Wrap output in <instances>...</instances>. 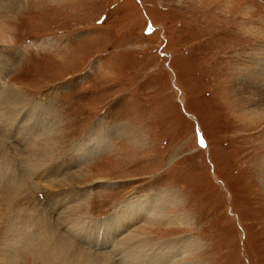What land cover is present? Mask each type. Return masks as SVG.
Returning a JSON list of instances; mask_svg holds the SVG:
<instances>
[{"label": "rangeland", "instance_id": "rangeland-1", "mask_svg": "<svg viewBox=\"0 0 264 264\" xmlns=\"http://www.w3.org/2000/svg\"><path fill=\"white\" fill-rule=\"evenodd\" d=\"M1 3L9 8H0V120L18 113L26 133L40 135V121L56 123L47 128L50 164L38 167L0 121V139L21 151L10 167L0 162V259L43 264L32 254L36 232L23 236L20 227L35 204H12L7 187L25 178L49 215L59 192L87 197L88 217L73 216V235L57 228L93 255L110 245L84 238L97 231L91 222L147 198L163 221L145 225V238L164 241L165 253L133 264H264V108L244 89L247 74L264 66V0ZM67 176L74 181L65 191L45 184Z\"/></svg>", "mask_w": 264, "mask_h": 264}, {"label": "bare ground", "instance_id": "bare-ground-1", "mask_svg": "<svg viewBox=\"0 0 264 264\" xmlns=\"http://www.w3.org/2000/svg\"><path fill=\"white\" fill-rule=\"evenodd\" d=\"M2 1H11L12 2V0H0V6H1L0 8H4V9H5V7H6V9L9 7L6 5L4 6L3 3H1ZM262 64H259L253 72H250L247 74L246 84L244 85V89L246 88L245 92H249V93H252L253 95H257V96L261 97L257 101H256V99L254 101L252 100L253 101L252 104H255L256 108H258V106H260V105L262 108H264V66H261ZM10 104H11V102H10ZM6 107H7V104H6ZM15 110H17V109H15ZM19 116H20V114L16 113L14 117L11 116V121H9V122L7 120H6L7 122H5V121L2 122L3 120H0L2 122L1 127L5 128L6 124H11V127L8 130V132L10 133L9 137L11 136V138H17L19 143L24 145L23 146L24 151H22V152H25V154L28 156L29 162L31 161L34 164H36L37 166L38 165L43 166V163H46V161H48V164H50L49 162L51 160H49L50 157L48 156V154L50 153L51 150H50V146L47 144V141H49L47 139L48 134H49L47 132V128L50 129L51 128L50 126L55 125L56 122L47 121V123L44 125L43 122L40 121L41 125L43 127L42 131L45 135H40V134H38L39 132L36 134V132H32V131L29 133H26V129H25L24 125L27 124L28 118H26L25 116H22V118H19ZM29 117H32V116L29 115ZM16 125H18V126H16ZM2 128H0V129H2ZM31 129L36 130L38 128H31ZM6 133H7V130H6ZM2 139H0V162L6 163V168H7L8 166L9 167L11 166V163L12 164L14 163V161L17 159L18 153H21V151L19 149L18 143H17L18 147H16L17 144L15 146L14 144H12V142H10V141L6 142V140H4V139L2 140ZM99 143H101V142L99 141L97 144L92 145V147L95 150L98 149ZM3 147L7 148V150H9V151L4 149ZM89 149L90 148H88V146H87L84 148V150H86L85 152L82 150L81 152H79V154H76V155L77 156L80 155V157H83L84 154L87 153V151L89 152ZM66 156L72 157L70 154L66 155ZM66 156H65V158H61V159H63L62 161H64V162L66 161V158H67ZM6 157H7V159H6ZM19 159H21V158H19ZM16 162L17 161H15V163ZM48 164H46V165H48ZM0 173L2 174L1 171H0ZM73 181H74V179H72V178L69 179V176H67V177L61 178L58 181L50 180L48 182H45V184L46 185L50 184L53 186L56 185L58 187H61V186L66 187V185L72 186ZM95 181L96 182H94V186L95 185L96 186L101 185V187H102V186L107 184L106 180L96 179ZM18 182L19 183H14V184L10 183L9 186L7 185L9 192L12 194V200H11L12 204H13V202H16V200H18V199H19V201L20 200H26V201H23V203H27V201L28 202L31 201L32 204L33 203L35 204L34 206H35L36 213L32 214L28 210L29 211V213H27L28 217L27 216L24 217V218H26V220L21 221L23 223L20 226L21 229L24 231L23 236H27V235L31 236L33 232H36L35 234H33V235H35L34 236V240H35L34 242L36 243V248L32 249L33 250L32 254H33V257L35 260L42 261L43 264H53V262H56V263L60 262L61 264H83L84 261H88V259L85 257V255H88L91 257L96 256V255H93L91 252L89 253L87 251H84L82 249V247H79L71 239L72 236L69 239L66 236L64 237V233H62L64 231L66 233H70V234H68V236L73 235V233H71V232L73 230L72 228L75 226H74V224H72V222H74V221H72L71 219L73 218L74 215H76L77 218L81 217L78 219H82V220L84 218L88 217V216H86V213H85L86 212L85 211L86 210V201H87L86 196H82L81 198H76L73 200V197L71 198L69 193L64 192V194H63V192L62 193L59 192V194H57L54 198H52V202H51V204H49L53 210V212H52L53 215H49L48 213H50V212H48L49 210H47L48 205L46 207L42 206L40 204L41 202H39V200H40V199H38L39 197L37 198V196H36L38 194V190L35 189V186H37L36 183L34 186L32 182L28 181L25 178L24 179L21 178V180H19ZM63 187H61V188L63 189V191H65L66 188H63ZM45 191H47V190H43V192H45ZM66 194L69 196L68 201L64 200V197L66 196ZM50 198H51V196L50 197L47 196V198H44L42 200V202L44 204H46V201L50 202V200H49ZM161 202H163V201H161ZM148 203H149V200L147 198H144L142 200H137V201L134 200L133 202L131 200H128V201L123 203L122 208H119L118 210H116L111 216L94 219L92 222L89 221L93 225L94 224L97 225V231H95V234L92 235V232H90V229H87V231H89V232H86V233L84 232V238L87 239L88 241H91L93 243L92 244L93 247L100 246V245L102 247L103 244L104 245H106V244L110 245L108 247V251H110V252H107V253L98 252L99 254L95 257V258L99 259L98 261H101L104 264H107V263L113 264L115 262L114 261V257H115L117 259V261L125 262L127 264H129V263L133 264L132 261H136L137 258L140 256H144V255L147 256V254H148V256H150V258H152L153 257L151 255L152 252L160 253L161 257L164 256V253H165L164 252V243H165L164 241L156 242V243H150L145 238V236H146L145 225H150V227H151V226H155L157 223H162V221H163L159 218L161 215L160 212H155V208L151 209L149 211V208L147 206ZM26 206H29V205H26ZM9 210L11 211L12 208L11 207L8 208V211ZM126 210H128V213L131 214V218H129L127 215L121 214V211L125 212ZM57 212H59V213H57ZM153 213H155V214L153 216H151V214H153ZM55 214H56V216H54ZM53 217H55L56 220ZM78 219H76V223L78 222V224H75V225H78V227H79V223H81L80 222L81 220L79 221ZM21 220H23V219H21ZM29 220L32 221V223H30ZM85 220H87V219H85ZM129 220H133L132 222H134V225L129 230L126 229L128 231H126L123 235L116 237L117 236L116 233L121 228H123L122 226H124ZM57 224H58L59 228H60V226L63 225L64 230L62 232H61V230H59V228H57L58 227ZM108 228L112 231L107 232V231H109ZM30 230H32V231H30ZM82 231H84V229ZM33 235H32V238H33ZM101 236H103V237H101ZM114 243H117V245L114 246L113 245ZM31 248H33V246H31ZM96 248H98V247H96ZM100 249L101 250H99V251L105 250L102 248H100ZM94 250H97V249H94ZM118 253H120V254H118ZM81 254H83V255H81ZM14 255L15 254H10V255H7V257H5V258L0 259V264H17V259L14 257ZM140 258L142 259L143 257H140ZM151 261L152 260L150 259L149 262H147V263L143 262V264H155ZM159 261L160 260L158 258L156 263H158ZM121 262H118V263L120 264ZM158 264H161V263H158Z\"/></svg>", "mask_w": 264, "mask_h": 264}, {"label": "snow or ice", "instance_id": "snow-or-ice-1", "mask_svg": "<svg viewBox=\"0 0 264 264\" xmlns=\"http://www.w3.org/2000/svg\"><path fill=\"white\" fill-rule=\"evenodd\" d=\"M201 143H203V141H201Z\"/></svg>", "mask_w": 264, "mask_h": 264}]
</instances>
